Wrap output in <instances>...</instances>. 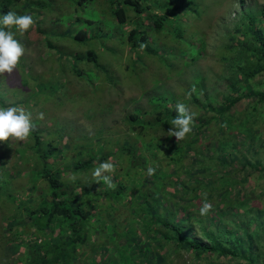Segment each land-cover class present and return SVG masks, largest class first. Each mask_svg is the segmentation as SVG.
Segmentation results:
<instances>
[{
    "label": "trees",
    "instance_id": "obj_1",
    "mask_svg": "<svg viewBox=\"0 0 264 264\" xmlns=\"http://www.w3.org/2000/svg\"><path fill=\"white\" fill-rule=\"evenodd\" d=\"M175 1L177 5L169 7L173 0H78L84 8L98 9L100 4L103 13L96 22L76 18L80 25L95 24V28L94 34L79 30L72 35V41L83 49L71 56L74 69L67 71L69 76L83 79L89 69L97 68L114 78L106 65L105 43L95 51L90 45L101 34L108 40L112 30L119 36L117 46L137 58L155 57L157 50L150 48L149 38L169 37L175 19L169 9L184 14L195 9L191 5L195 0ZM198 1L203 6L204 0ZM36 2L0 0V15L9 10L18 14L22 4L34 6ZM43 6L48 5L38 9L50 10ZM127 24L132 28L125 35ZM31 28L43 35L37 23ZM225 36L219 55L224 90L211 89L196 76L185 84L183 95L170 91L151 94L147 109L135 107L123 119L132 136L122 138L129 141L105 137L111 128L102 126L95 130V145L89 141L80 144L77 137L66 142L61 136L45 141L40 124H34L24 142L29 173L35 178L29 181L32 192L26 204L13 207L10 218L0 219V264H88L91 255L90 264H167L173 250L188 251L197 260L214 254L226 258V264L235 260L264 264V187L257 186L264 180V136L252 124L257 105L264 103V90L252 87L253 80L264 73V11L244 9ZM49 43L48 48H56ZM205 45L203 40L200 53ZM177 102L196 113L193 131L178 144L175 137L167 136L177 115ZM245 102L248 105L243 109ZM101 107L98 112L104 119L111 105ZM239 113L242 120L236 118ZM70 149L74 156L67 155ZM110 158L115 165L113 189L97 184L91 175L99 163ZM149 166L156 168L152 176L147 175ZM5 170L4 175L12 177V171ZM81 175L86 178L78 177ZM1 185L6 184L0 183V198L8 199L11 194ZM205 194L213 210L201 216L199 207ZM122 208L129 216L117 220ZM24 230L28 236L23 235ZM89 246L98 251L88 254Z\"/></svg>",
    "mask_w": 264,
    "mask_h": 264
},
{
    "label": "rangeland",
    "instance_id": "obj_2",
    "mask_svg": "<svg viewBox=\"0 0 264 264\" xmlns=\"http://www.w3.org/2000/svg\"><path fill=\"white\" fill-rule=\"evenodd\" d=\"M36 1L34 6L22 4L18 14L31 15L43 35L40 37L35 34L31 30L33 28L21 35L13 27L14 38L23 45L25 54L20 58L11 76L0 75V108L22 107L25 111L31 112L32 123L36 124L35 126L40 124L38 126L43 129L42 135L45 141L61 136L63 142H66L71 137L74 139L77 137L80 144L89 141L94 145L98 139L97 135H94L95 130L101 126L111 128L105 137H110L113 141L121 137L119 142L123 143L126 140L122 138L123 136H132V133L126 132L127 126L123 119L135 107L147 109L151 94L170 91L183 95L185 84L196 76L201 77L207 87L224 90L219 80L222 70L219 55L225 35L232 32L244 9L250 8L255 13L264 11L262 0H204L203 6L195 0L194 4H191L195 9L186 14L182 13L183 10L173 12L169 9L175 16L172 31L168 33L169 37L163 40L155 37L154 39L152 36L149 38L150 48L157 50L155 57L148 55L144 59L137 58L130 50L117 46L119 36L116 30H112V37L108 40H105L101 34L90 45L95 51L99 45L102 46L101 43H105L104 53L109 56L106 65L114 73V78L111 76L112 78L109 79L107 73L96 68L93 71L89 69L83 79H77L75 76H69L70 70L74 69L70 60L71 56L81 52L83 47L72 41V35L79 30L92 31L94 34L95 24L89 26L83 22L80 25L75 20L81 16L83 19L88 18L96 22L102 16V6L98 4V9L90 6L84 8L78 4V0ZM40 5H48L43 7L50 10L38 9ZM176 5L175 0L168 3L169 7ZM197 13L202 19L197 18ZM175 22L179 26L173 31ZM131 28L132 26L128 24L123 28L125 35ZM178 33L181 36H178ZM203 40L206 44L205 51L200 53L198 49ZM48 41L56 48L53 50L48 48ZM196 49L198 52L195 51ZM56 66L60 68L62 76H59V69L57 73L53 71ZM91 66L94 68L93 64ZM78 67L83 68L80 64ZM53 75L57 76L53 77ZM62 77H70V79L66 80ZM253 81V90H264V73L259 74ZM81 82L83 85L79 87ZM114 86V90L110 88ZM102 105H111V111L104 119L98 112ZM247 105L248 103L245 102L243 109ZM39 113H44L43 120L38 118ZM255 114L256 120H253L252 124L258 126L264 136V103L257 105ZM236 118L242 120V114L239 113ZM24 142L11 138L9 141L0 142V183L6 184L1 186L7 187V191L11 194L8 199L0 198V219L10 218L13 215V207L16 208L20 203L26 204L32 192L29 190V181L33 182L35 178L31 172L29 173L31 164L26 160ZM260 153L262 154L261 151ZM67 155L74 156V152L70 149ZM5 168L12 171V177H8V174L4 175ZM24 171L28 173L22 174ZM183 174V169L180 168L179 177ZM68 175V173L64 174V177ZM78 177L86 178L84 175ZM87 177L89 178L88 175ZM257 186L264 187V180H259ZM129 193L132 195L135 190ZM128 216V212L122 208L116 214V219L124 220ZM19 221L22 222L21 218ZM195 229L198 232V226H195ZM27 230L29 231L30 228ZM24 232H26L24 236L28 234L27 231ZM93 237L95 240L98 238ZM102 241L103 239L100 240ZM87 250L88 254L98 251L96 247L90 248V246ZM173 251L175 254L170 256V263L167 264H226L227 262L226 258L214 254L197 260L188 251ZM90 259L88 264L91 262ZM15 262L18 264V261ZM232 264H240V260H235Z\"/></svg>",
    "mask_w": 264,
    "mask_h": 264
},
{
    "label": "clouds",
    "instance_id": "obj_3",
    "mask_svg": "<svg viewBox=\"0 0 264 264\" xmlns=\"http://www.w3.org/2000/svg\"><path fill=\"white\" fill-rule=\"evenodd\" d=\"M264 2V0H262ZM35 23L34 18L29 14L19 15L9 10L0 17V75L7 74L11 76L20 62V58L25 54L23 45L14 38L13 27L21 35L26 33ZM195 92V86L192 87ZM177 115L171 121V128L167 132L168 137H175L176 143L186 139L193 131L192 125L196 113L189 110L184 103L177 102L175 105ZM39 119H44V113H39ZM32 123V113L25 111L22 107L0 108V142L9 141L11 138L15 141H26L34 130ZM115 172V165L111 158L99 163L92 171V178L97 184L103 183L108 189H113L112 173ZM156 168L149 166L147 175L152 176ZM205 199L199 207V215L207 216L213 210V204Z\"/></svg>",
    "mask_w": 264,
    "mask_h": 264
}]
</instances>
